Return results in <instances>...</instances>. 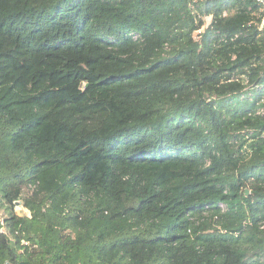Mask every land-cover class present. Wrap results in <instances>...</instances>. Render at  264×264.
<instances>
[{"label": "trees", "instance_id": "1", "mask_svg": "<svg viewBox=\"0 0 264 264\" xmlns=\"http://www.w3.org/2000/svg\"><path fill=\"white\" fill-rule=\"evenodd\" d=\"M263 15L0 0V264H264Z\"/></svg>", "mask_w": 264, "mask_h": 264}, {"label": "built area", "instance_id": "2", "mask_svg": "<svg viewBox=\"0 0 264 264\" xmlns=\"http://www.w3.org/2000/svg\"><path fill=\"white\" fill-rule=\"evenodd\" d=\"M257 1L261 4V6H262V8L264 10V0H257ZM259 28H260L261 32L263 33V35H264V15H263V17L261 19ZM262 112L264 113V110ZM4 264H13V263L11 261H6Z\"/></svg>", "mask_w": 264, "mask_h": 264}, {"label": "rangeland", "instance_id": "3", "mask_svg": "<svg viewBox=\"0 0 264 264\" xmlns=\"http://www.w3.org/2000/svg\"><path fill=\"white\" fill-rule=\"evenodd\" d=\"M210 20V18H208ZM16 210L19 214H24V213H27V214H30L29 212V209L26 208L23 203H18V206L16 207ZM25 243V242H24Z\"/></svg>", "mask_w": 264, "mask_h": 264}, {"label": "water", "instance_id": "4", "mask_svg": "<svg viewBox=\"0 0 264 264\" xmlns=\"http://www.w3.org/2000/svg\"><path fill=\"white\" fill-rule=\"evenodd\" d=\"M249 193V190L248 189H246V194H248Z\"/></svg>", "mask_w": 264, "mask_h": 264}]
</instances>
